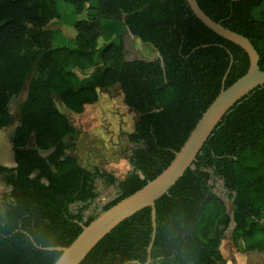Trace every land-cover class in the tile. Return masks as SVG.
Listing matches in <instances>:
<instances>
[{
	"label": "trees",
	"instance_id": "1",
	"mask_svg": "<svg viewBox=\"0 0 264 264\" xmlns=\"http://www.w3.org/2000/svg\"><path fill=\"white\" fill-rule=\"evenodd\" d=\"M63 1L87 14L71 30L50 28L62 18L59 0H0V131L10 125L11 101L28 87L12 139L16 166H0L11 189L0 203V264H55L62 252L46 249L70 247L82 225L161 175L220 95L225 77L228 89L250 68L249 55L207 28L187 0ZM197 1L213 21L252 42L264 71V0ZM104 22L121 28L111 34ZM63 32L75 47L55 46ZM125 33L159 57L128 56ZM102 38L107 43L100 46ZM115 86L139 115L129 136L134 172L120 183L118 198L85 220L99 198L97 177L116 179L83 167L73 155L78 130L58 103L80 115L99 101L101 90ZM211 172L233 194L235 248L264 253V86L225 115L192 168L157 201L151 255L154 227L146 208L81 264H226L221 246L232 218L214 192Z\"/></svg>",
	"mask_w": 264,
	"mask_h": 264
},
{
	"label": "rangeland",
	"instance_id": "2",
	"mask_svg": "<svg viewBox=\"0 0 264 264\" xmlns=\"http://www.w3.org/2000/svg\"><path fill=\"white\" fill-rule=\"evenodd\" d=\"M58 8L62 18L52 23L50 28H60L65 31L73 28L76 21L87 19V14H76L73 7L59 0ZM57 23V24H56ZM104 27L111 34H116L121 26L117 23L104 22ZM126 29V28H125ZM74 35L76 31L73 29ZM73 35V36H74ZM125 43L128 56L132 58L142 57L143 59L154 60L159 57L157 50L150 44H144L130 33H125ZM107 41L100 39L99 45H105ZM75 41L63 32L62 36L57 35L55 46L75 47ZM134 56V57H133ZM91 71L87 72L90 75ZM28 87L19 98H15L10 103V112L13 120L20 118V106L27 99ZM60 110L68 115L73 126L78 130L76 141L77 150L73 155L79 158L80 164L91 170L99 171L108 176H113L116 183L112 184L108 178L97 177L96 186L99 198L85 212V220L93 217L100 208L118 198L121 194L120 183L129 174L134 172L130 164V156L135 146L129 142V136L134 132L139 115L125 104L123 91L119 86L101 90L99 101L85 108L80 115L72 114L64 106L58 103ZM14 126L3 130L0 133V166L14 168L16 166L13 145L11 142ZM212 173L211 184L214 192L221 197L227 207L228 214L232 218L231 225L226 231L221 246V253L226 260V264H264V253L241 254L235 248L232 235L235 228L233 221L234 198L231 192L224 187L222 180L215 178ZM11 189L5 185L0 176V203L1 198L8 195ZM78 205L72 207V212H77ZM221 264V263H219Z\"/></svg>",
	"mask_w": 264,
	"mask_h": 264
},
{
	"label": "water",
	"instance_id": "3",
	"mask_svg": "<svg viewBox=\"0 0 264 264\" xmlns=\"http://www.w3.org/2000/svg\"><path fill=\"white\" fill-rule=\"evenodd\" d=\"M187 2L194 15L207 28L223 39L241 47L249 55L250 68L248 73L228 89H225V77L220 95L204 113L189 139L182 149L175 154V159L161 175L110 210L101 213L90 225H82V233L70 247L47 248L48 251L62 252L61 257L55 264H81L108 234L122 222L146 208L152 209L154 227L153 240L149 248V255H151L156 239L157 201L167 195L184 177L186 172L192 168L201 150L225 115L243 98L264 86V71L260 68L261 57L252 42L248 38L227 29L221 23L213 21L201 9L197 0H187ZM13 123L14 120L11 116L10 125ZM150 262L151 260L148 264Z\"/></svg>",
	"mask_w": 264,
	"mask_h": 264
},
{
	"label": "crops",
	"instance_id": "4",
	"mask_svg": "<svg viewBox=\"0 0 264 264\" xmlns=\"http://www.w3.org/2000/svg\"><path fill=\"white\" fill-rule=\"evenodd\" d=\"M20 117H21V115H20ZM19 124H20V118H19L17 121L14 120V123H13L12 125H9V126H8L7 128H5V129H10L11 126H14V132H15V130H16V128L19 126ZM5 129H3V130H5ZM3 130L0 131V133H2ZM14 132H13V135H12V139H13V136H14ZM12 139H11V142H12Z\"/></svg>",
	"mask_w": 264,
	"mask_h": 264
}]
</instances>
